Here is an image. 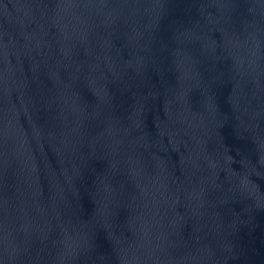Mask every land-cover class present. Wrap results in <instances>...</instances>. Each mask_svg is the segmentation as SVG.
I'll return each mask as SVG.
<instances>
[{"label":"water","instance_id":"water-1","mask_svg":"<svg viewBox=\"0 0 264 264\" xmlns=\"http://www.w3.org/2000/svg\"><path fill=\"white\" fill-rule=\"evenodd\" d=\"M0 264H264V0H0Z\"/></svg>","mask_w":264,"mask_h":264}]
</instances>
